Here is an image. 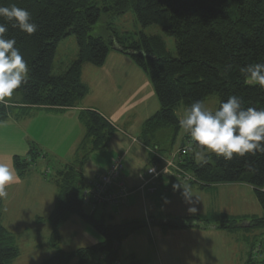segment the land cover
I'll return each instance as SVG.
<instances>
[{
    "label": "trees",
    "instance_id": "trees-1",
    "mask_svg": "<svg viewBox=\"0 0 264 264\" xmlns=\"http://www.w3.org/2000/svg\"><path fill=\"white\" fill-rule=\"evenodd\" d=\"M13 4L27 9L38 29L29 36L14 28L11 22L6 24L9 31L5 37L16 39V46L27 61L29 75L27 83L15 92L20 93L21 98L0 103V122L10 118L16 108L24 113L33 107L63 111L78 106L88 93V86L82 79L83 65L100 67L111 51L130 56L143 68L159 99V110L145 120L140 133L151 159L150 165L157 159L156 154L169 155L173 151L179 131L183 130L179 125L181 116L176 111L179 104L188 107L196 100L204 101L217 94L220 103L230 95H237L244 101L245 108H264V89L255 82L245 83L240 71L247 64L264 62V0H0V6ZM130 11L143 28L158 25L163 34L141 32L135 37L121 32L116 21ZM0 23H5L3 18ZM96 27L99 32H94ZM69 36L77 39V57L56 66L58 46ZM169 37L175 40L176 56L167 47L166 38ZM79 119L85 133L75 151V159L56 172L58 193L51 213L47 217H37V221L49 223L52 250L40 264H71L73 259H77V264L93 261L95 264H116L120 260L122 242L146 226L167 232L211 225L209 219L196 216L165 220L151 217L148 221L132 219L119 223H106L96 218L97 209L110 206H86L84 192L88 181L84 166L94 152L109 145L117 127L95 108L82 109ZM193 143L186 133L179 148H191L179 156L182 168L194 177L191 185L205 188L248 183L256 189L264 208V154L231 162L212 154L214 163L198 164L193 157ZM118 156L122 155L115 157ZM13 161L19 176L29 170L30 161L28 163L20 155H15ZM162 179L168 177L161 176L157 181ZM153 181L149 186L157 189ZM130 195L129 192L124 204L110 208L125 205ZM2 208L0 199V264H8L19 251L15 234L2 223ZM75 215L91 224L102 236V241L72 251L64 250L61 227ZM227 221L214 225L226 229L235 227ZM251 222L253 226L263 221ZM128 260L129 264H142L134 255ZM260 264H264V259Z\"/></svg>",
    "mask_w": 264,
    "mask_h": 264
},
{
    "label": "crops",
    "instance_id": "crops-1",
    "mask_svg": "<svg viewBox=\"0 0 264 264\" xmlns=\"http://www.w3.org/2000/svg\"><path fill=\"white\" fill-rule=\"evenodd\" d=\"M125 55L126 54L118 51H111L108 54L104 65L100 66L101 69L99 70H103L110 57L120 60L123 56L125 58L123 64L127 72L129 69L136 70L133 65L134 63L132 64L131 62L132 58H127ZM117 70L118 69H113L115 77L120 75L117 73ZM100 72L101 71L96 69H91L92 74ZM82 79L86 84V79L84 80L83 77ZM134 87L136 89H89L88 87L87 95L78 106L63 111L47 107H33L30 108L29 112L24 113H20L19 110L14 111L10 118L0 122V128H4L0 133V137L9 138V141L7 140V144L5 145H8L11 149L9 151L11 156L6 157V163H12L13 157L19 155L15 154V140L16 138L22 137L19 133L24 129L20 130V128L34 127L35 123L33 122L35 120H43L44 122L47 121L54 124V128L51 130L48 129V136H58L57 142H59V144L56 148L62 149L60 152H65L67 155H74L73 157H75V151L85 133V129L79 119V113L82 109L95 108L109 121L115 124L116 127V123L118 122H116L117 120L115 119L117 117L120 118V123L124 124V126H122V124L118 123V129H120V132L116 134L121 136V140L116 137L112 140V150L117 153L116 155L124 156L125 168L122 174V181L131 194L125 205L119 208H111L106 211L105 209L107 208L102 210L107 213H104L103 219L106 220V218H110V222L106 223H119L124 220L132 219L148 221L151 217L161 220L190 216L209 220L215 217L218 219L225 215L232 214L233 211L238 209L237 206L233 205L239 204L241 195H245L247 200L251 199L254 204V199L257 198L256 189L250 184L242 182L225 183L200 188L191 184H179L174 179L168 178L153 181L152 184L157 186V190L154 193L142 192L139 189L142 185L141 175L150 165L151 159L147 149L141 142V138L139 136L131 137L130 135V133H141V130H139L141 123L132 126L129 119L132 117L142 118L143 116H145L143 117L144 119L146 117L149 118L159 110L160 103L154 89H137L138 84ZM46 128L47 123L45 122L43 129L46 130ZM32 130L35 131L34 129ZM33 131H28L27 134H31ZM31 136L37 142L41 143V145H47L48 148L44 146L42 147L52 149L48 142L42 140L41 135L38 134V132ZM122 136L127 137L125 141H123ZM137 143L140 144L138 146L141 150L136 146ZM142 149L146 152V157L143 156L141 152ZM54 151L59 152L57 149ZM115 156H112L111 159ZM111 159L104 163V166L102 165L103 168L96 172L97 174H85L86 181L92 179L91 177L93 176L95 177L96 175L105 172ZM143 163H145V165H143ZM67 164L68 162L60 163V166L63 168ZM15 174L19 176L17 171ZM5 187L6 189L12 187L13 190L25 191V187L19 183H9ZM227 195L229 199H226ZM55 201L54 203L52 201L47 202V206L49 207L48 214H35L36 221L37 217H47L51 213ZM234 202L235 204H233ZM209 216L210 218H208ZM71 219H69V221ZM2 223L8 228L5 221V208H2ZM67 223L61 227V233ZM78 224L80 227V223ZM213 227L214 228H177L164 232L159 227L146 226L129 235L122 242L120 246V254L123 253L127 257L134 255L142 264H210L211 261H217L214 249L217 247L220 248L219 242L225 241L224 247L226 244H230L231 247L234 246L231 239L232 237L229 239L226 238V234H232L229 232H232L231 230L233 229L217 228L214 224ZM9 230L12 231L11 229ZM224 233L225 238L222 237ZM93 234L94 235L91 239L87 238L84 240V242H87L81 247L94 245L102 241V236L100 234ZM208 240H210L211 243H209ZM61 246L64 250L66 249L62 245V240ZM50 253H52V251ZM75 264L77 263L75 262Z\"/></svg>",
    "mask_w": 264,
    "mask_h": 264
},
{
    "label": "rangeland",
    "instance_id": "rangeland-1",
    "mask_svg": "<svg viewBox=\"0 0 264 264\" xmlns=\"http://www.w3.org/2000/svg\"><path fill=\"white\" fill-rule=\"evenodd\" d=\"M116 26L121 32L134 34L135 37H138L141 32H144L147 35L163 34L160 26L158 25L143 28L137 21L132 11L119 17L116 21ZM94 32H99L98 27L95 28ZM166 42L169 51L174 56H176L177 50L175 40L169 37L166 38ZM78 51L79 46L75 36H69L61 40L55 59L56 66H59L60 64L65 65L67 62L75 59L77 57ZM125 56L127 58H131L128 55ZM124 59V56L120 60L110 57L103 70H99L101 68L98 66L84 64L82 69V77L84 80L86 79V85L89 87V89H136L134 86L138 84L137 89L153 90V84L146 71L138 66L133 60H131L132 64L134 63L133 65L137 71L129 69L127 72L123 64ZM91 69H96L101 72L92 74ZM113 69H118L117 73L120 75L115 77V72H113ZM21 97L22 95L20 93H14L9 100L16 101ZM203 102L205 106L211 110L217 109L220 105V99L217 94L209 96ZM185 108V104L183 103L176 107V111L179 116L182 117ZM17 109L18 108H16L15 111H17ZM29 110L27 112H29ZM143 117L130 118V124L134 126L137 123H141L142 125V123L148 118L146 117L144 119ZM115 120H117L116 122L120 123V118L117 117ZM38 121L39 120H35L33 122L35 123L34 127H21L20 130L24 129L23 131H20L21 133H19L22 137L16 138L15 140V154H19L20 157H22V159L26 160L28 163L30 161V165L28 166L29 170L23 175L17 176L15 174L16 179L11 183H19L25 187V191L23 192L22 190H13L12 187L6 189L5 187L4 190L7 194L4 197H0L1 200L3 199L2 201L4 204L3 208H5L6 224L16 236V247L19 251V254L14 259L10 260L8 264H40L51 254L50 252L52 250L50 247L49 223L46 220L36 221L35 216L37 214H48L49 207L47 206V202L52 201L54 203L55 201L57 194V184L55 182L57 175L56 172L57 170L61 169L60 163L68 162L69 164L75 159L73 157L74 155H67L65 152H60L62 149L56 148V146L59 144V142H57L58 136H48V129L51 130L55 127V125L45 121L47 123V128L44 130L43 127L45 122L43 120H40L39 122ZM118 123H116L117 129L114 135L120 132V129H118ZM141 125L139 130H141ZM122 126H124V124H122ZM3 130L4 128H0V133ZM28 131L33 132L31 134H27ZM36 132L41 135L42 140L49 143L52 149H46L48 148L47 145H41V143L37 142L31 136ZM185 134L186 132L184 130L179 131V135L175 140L172 152L179 150L182 138ZM114 135L106 148L94 152L90 159L86 162L84 166L86 175L97 174L96 172L103 168V164L109 161L112 156L117 154L112 150V140L115 137L121 140V136H118V134L115 136ZM130 135L131 137H140V133H130ZM122 137L123 141H125L127 138L126 136ZM7 140L9 141V138L0 137V162L2 163H6V157L11 156L9 153L11 150L10 147L5 145L7 144ZM138 145L140 144H136V146L140 149ZM55 148L59 152L54 151L56 150ZM141 152L144 157L147 156L143 149ZM7 165L10 168H14L16 173L17 170L15 168L14 161L10 164L8 163ZM143 165H145V163H143ZM191 177V179H185L183 182L182 180L178 179L179 177L176 179L174 178V180L179 184H190L194 181L193 176ZM91 178L93 179L94 176ZM90 181L91 179L88 181V187L91 183ZM226 199H229L228 195ZM233 204H235V202ZM86 206L90 208V205L87 203ZM233 206H237L238 209L233 211L232 214L225 215L221 218L216 219L217 217H215L210 219L211 221L209 222L211 225L206 227L214 228L213 224H218L222 220L225 221V219H228V224L235 226L233 228H229L233 229L231 230L232 232H229L232 234H226L227 239L232 237L231 239L234 246L231 247L230 244H226L224 247L225 241L219 242L220 248L217 247L214 249V252H216L217 261H211L210 264H260L264 259V208L261 206L260 202H258V198L254 199L253 204L251 199L247 200L245 195H241L239 204ZM106 208L107 209H105V211L111 209L110 207ZM103 209L104 208H99L95 211L96 218L103 219L105 213L102 211ZM91 211L94 210L91 209ZM72 217V219L70 218V221L68 220L69 222L67 221L68 223L66 222L67 224L61 233L62 245L67 249V251L76 248L78 249V247L84 245L87 242H84V240L87 238L91 239L94 235L93 233L99 234V232L91 224H89L80 216L75 215ZM208 218H210V216ZM257 219L263 222L250 226V223H252L251 221ZM105 222H110V218H106ZM78 223H80L82 228L81 226L79 227ZM222 237L225 238V233ZM208 242L211 243L210 240H208ZM119 255L120 260H118L116 264H129L128 257L125 254H120L119 252ZM75 262L77 263V259H73L70 263L75 264ZM95 262L96 261H93L89 264H95Z\"/></svg>",
    "mask_w": 264,
    "mask_h": 264
},
{
    "label": "clouds",
    "instance_id": "clouds-1",
    "mask_svg": "<svg viewBox=\"0 0 264 264\" xmlns=\"http://www.w3.org/2000/svg\"><path fill=\"white\" fill-rule=\"evenodd\" d=\"M0 103L7 104L13 94L28 81L29 67L15 38H6V24L12 23L27 35H33L38 25L31 13L15 4L0 6ZM245 83L258 84L264 89V62L247 64L240 69ZM237 95L228 96L215 110L196 100L184 109L180 127L194 142L193 157L198 164L214 163L212 154L225 162L264 154V108L243 106ZM250 167V165H249ZM16 179L14 168L0 162V197L6 196L5 186Z\"/></svg>",
    "mask_w": 264,
    "mask_h": 264
},
{
    "label": "built area",
    "instance_id": "built-area-1",
    "mask_svg": "<svg viewBox=\"0 0 264 264\" xmlns=\"http://www.w3.org/2000/svg\"><path fill=\"white\" fill-rule=\"evenodd\" d=\"M191 150L186 146L177 152L174 151L169 155L156 154V160L147 168L142 176L143 184L140 186L142 192L153 193L156 188L149 186L153 180L166 176L170 179H178L185 181L191 179L192 175L182 168L179 163V156ZM124 171V159L122 156L115 157L111 160L104 173H101L91 179L89 187L84 192L85 203L93 208L102 205L110 207L119 206L127 201L129 191L122 181V173ZM194 180V177H193ZM120 264V263H118Z\"/></svg>",
    "mask_w": 264,
    "mask_h": 264
},
{
    "label": "bare ground",
    "instance_id": "bare-ground-1",
    "mask_svg": "<svg viewBox=\"0 0 264 264\" xmlns=\"http://www.w3.org/2000/svg\"><path fill=\"white\" fill-rule=\"evenodd\" d=\"M156 190H157V189H156ZM156 190H155V191H156Z\"/></svg>",
    "mask_w": 264,
    "mask_h": 264
}]
</instances>
